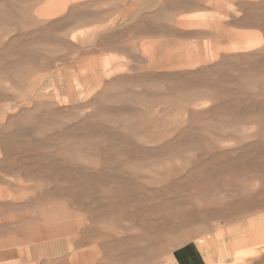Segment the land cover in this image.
<instances>
[{
	"label": "rangeland",
	"instance_id": "374dc122",
	"mask_svg": "<svg viewBox=\"0 0 264 264\" xmlns=\"http://www.w3.org/2000/svg\"><path fill=\"white\" fill-rule=\"evenodd\" d=\"M199 239L264 264V0H0V255Z\"/></svg>",
	"mask_w": 264,
	"mask_h": 264
},
{
	"label": "crops",
	"instance_id": "0c3cea01",
	"mask_svg": "<svg viewBox=\"0 0 264 264\" xmlns=\"http://www.w3.org/2000/svg\"><path fill=\"white\" fill-rule=\"evenodd\" d=\"M53 232L52 227L45 225L42 228H38L37 231H35V235H41L43 237L49 236L53 234ZM58 232L59 231H56V234ZM34 258L35 257L32 256L27 257L26 255L18 256L16 253L0 255V264H89L90 262L81 261V254L77 256L69 254L43 256L38 261ZM218 258L214 249H210L201 239L192 240L180 245L171 252L173 264H214L217 262ZM84 260L86 259L84 258Z\"/></svg>",
	"mask_w": 264,
	"mask_h": 264
}]
</instances>
